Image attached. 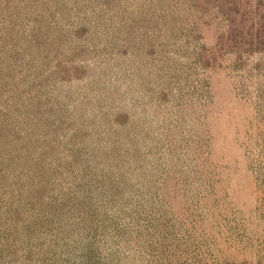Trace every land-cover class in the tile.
Here are the masks:
<instances>
[{
  "label": "rangeland",
  "instance_id": "1",
  "mask_svg": "<svg viewBox=\"0 0 264 264\" xmlns=\"http://www.w3.org/2000/svg\"><path fill=\"white\" fill-rule=\"evenodd\" d=\"M245 3L0 0V264H264Z\"/></svg>",
  "mask_w": 264,
  "mask_h": 264
},
{
  "label": "trees",
  "instance_id": "2",
  "mask_svg": "<svg viewBox=\"0 0 264 264\" xmlns=\"http://www.w3.org/2000/svg\"><path fill=\"white\" fill-rule=\"evenodd\" d=\"M246 8L240 13L241 21L246 19L250 24V46L252 53L260 54L264 59V0H245ZM243 9V7H242Z\"/></svg>",
  "mask_w": 264,
  "mask_h": 264
}]
</instances>
